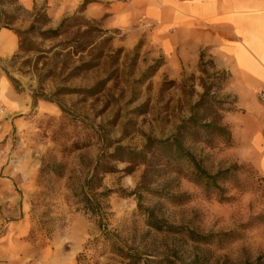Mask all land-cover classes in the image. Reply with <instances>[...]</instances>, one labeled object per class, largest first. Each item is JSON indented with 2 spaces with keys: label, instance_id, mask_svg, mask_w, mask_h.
<instances>
[{
  "label": "rangeland",
  "instance_id": "374dc122",
  "mask_svg": "<svg viewBox=\"0 0 264 264\" xmlns=\"http://www.w3.org/2000/svg\"><path fill=\"white\" fill-rule=\"evenodd\" d=\"M130 2L0 0L17 38L0 56V264H264L230 75L205 51L166 56ZM193 117L230 141L180 129ZM173 135L211 179L154 144L126 151Z\"/></svg>",
  "mask_w": 264,
  "mask_h": 264
},
{
  "label": "crops",
  "instance_id": "0c3cea01",
  "mask_svg": "<svg viewBox=\"0 0 264 264\" xmlns=\"http://www.w3.org/2000/svg\"><path fill=\"white\" fill-rule=\"evenodd\" d=\"M131 18L153 26V40L163 53L196 64L203 51L230 76L226 86L245 111L242 143L264 180V0H131ZM17 49V38L0 28V56Z\"/></svg>",
  "mask_w": 264,
  "mask_h": 264
},
{
  "label": "trees",
  "instance_id": "16d2710c",
  "mask_svg": "<svg viewBox=\"0 0 264 264\" xmlns=\"http://www.w3.org/2000/svg\"><path fill=\"white\" fill-rule=\"evenodd\" d=\"M9 1L14 3L17 0H9ZM201 61H202V57L200 56L199 62ZM180 129L186 130V133L190 131L195 132L198 129H202V130L209 129L208 132H214L215 137L220 139L223 143H228L231 139V134L225 127L218 126L216 125V123H204L200 125L198 119L195 117L188 119L184 123V125L180 126ZM182 142L183 141L181 137L179 138L178 136L173 135L168 139L160 140V141L149 139L148 143H150V147L149 148L145 147L144 150L141 152L135 153L129 150L126 151L128 152V154L136 155L143 159L146 156L145 154H147L153 149V147H151V144H154L157 147V149L169 150L168 151L169 154H172V157L174 159H182L190 163L194 168L195 174L201 179L204 180L211 179V177L207 175L206 172L199 167V165L196 163L194 157L189 153V151L184 148ZM86 204L88 205L87 210L94 212V207H93L95 204L94 201L92 199H86Z\"/></svg>",
  "mask_w": 264,
  "mask_h": 264
},
{
  "label": "built area",
  "instance_id": "2783aa9c",
  "mask_svg": "<svg viewBox=\"0 0 264 264\" xmlns=\"http://www.w3.org/2000/svg\"><path fill=\"white\" fill-rule=\"evenodd\" d=\"M263 97V96H262Z\"/></svg>",
  "mask_w": 264,
  "mask_h": 264
}]
</instances>
